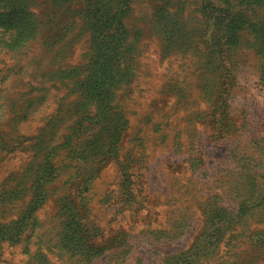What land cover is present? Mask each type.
Here are the masks:
<instances>
[{
    "label": "rangeland",
    "instance_id": "obj_1",
    "mask_svg": "<svg viewBox=\"0 0 264 264\" xmlns=\"http://www.w3.org/2000/svg\"><path fill=\"white\" fill-rule=\"evenodd\" d=\"M0 264H264V0H0Z\"/></svg>",
    "mask_w": 264,
    "mask_h": 264
},
{
    "label": "trees",
    "instance_id": "obj_2",
    "mask_svg": "<svg viewBox=\"0 0 264 264\" xmlns=\"http://www.w3.org/2000/svg\"><path fill=\"white\" fill-rule=\"evenodd\" d=\"M5 20H7V19H5Z\"/></svg>",
    "mask_w": 264,
    "mask_h": 264
}]
</instances>
